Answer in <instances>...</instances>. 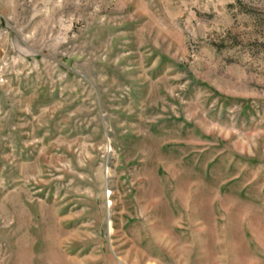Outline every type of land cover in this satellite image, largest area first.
<instances>
[{
  "label": "rangeland",
  "instance_id": "obj_1",
  "mask_svg": "<svg viewBox=\"0 0 264 264\" xmlns=\"http://www.w3.org/2000/svg\"><path fill=\"white\" fill-rule=\"evenodd\" d=\"M0 264H264V0H0Z\"/></svg>",
  "mask_w": 264,
  "mask_h": 264
}]
</instances>
